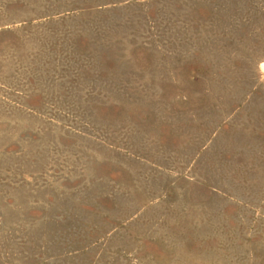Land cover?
Instances as JSON below:
<instances>
[{"label":"rangeland","instance_id":"374dc122","mask_svg":"<svg viewBox=\"0 0 264 264\" xmlns=\"http://www.w3.org/2000/svg\"><path fill=\"white\" fill-rule=\"evenodd\" d=\"M0 264H264V0H0Z\"/></svg>","mask_w":264,"mask_h":264}]
</instances>
